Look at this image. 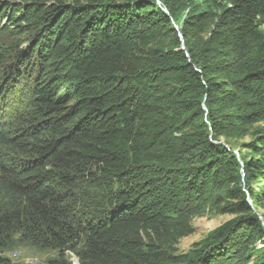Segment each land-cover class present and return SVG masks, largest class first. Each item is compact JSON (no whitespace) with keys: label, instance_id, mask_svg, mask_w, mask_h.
Instances as JSON below:
<instances>
[{"label":"trees","instance_id":"trees-1","mask_svg":"<svg viewBox=\"0 0 264 264\" xmlns=\"http://www.w3.org/2000/svg\"><path fill=\"white\" fill-rule=\"evenodd\" d=\"M263 24L264 0H0V264H264ZM208 211L233 217L179 251Z\"/></svg>","mask_w":264,"mask_h":264},{"label":"rangeland","instance_id":"rangeland-1","mask_svg":"<svg viewBox=\"0 0 264 264\" xmlns=\"http://www.w3.org/2000/svg\"><path fill=\"white\" fill-rule=\"evenodd\" d=\"M261 28L264 30V24ZM248 140L249 137L237 139L236 141L221 139L224 144L226 143L227 149L234 151L235 156L239 153L243 158L246 157L247 151L242 150V146ZM255 210L260 220L264 223V205L256 207ZM232 217L233 215L228 213L214 214L209 211L194 216L191 220L193 231L190 235L179 240L177 244L178 250L181 252L186 251L194 242L203 238L214 227ZM4 255L12 264H48L49 260L55 258L56 252L53 250L39 251L32 247L17 245L13 249L7 251ZM66 258L72 264H77V259L72 253H67Z\"/></svg>","mask_w":264,"mask_h":264}]
</instances>
